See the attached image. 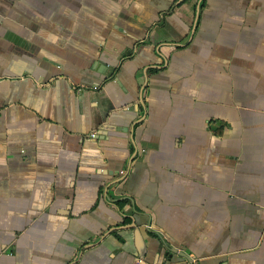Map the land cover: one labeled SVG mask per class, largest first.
I'll return each mask as SVG.
<instances>
[{
    "label": "crops",
    "instance_id": "0c3cea01",
    "mask_svg": "<svg viewBox=\"0 0 264 264\" xmlns=\"http://www.w3.org/2000/svg\"><path fill=\"white\" fill-rule=\"evenodd\" d=\"M170 247L264 264V0H0V264Z\"/></svg>",
    "mask_w": 264,
    "mask_h": 264
},
{
    "label": "water",
    "instance_id": "95a60500",
    "mask_svg": "<svg viewBox=\"0 0 264 264\" xmlns=\"http://www.w3.org/2000/svg\"><path fill=\"white\" fill-rule=\"evenodd\" d=\"M185 260V261H184ZM193 264V259L184 251H179L177 248L170 247L165 257L163 264Z\"/></svg>",
    "mask_w": 264,
    "mask_h": 264
},
{
    "label": "built area",
    "instance_id": "2783aa9c",
    "mask_svg": "<svg viewBox=\"0 0 264 264\" xmlns=\"http://www.w3.org/2000/svg\"><path fill=\"white\" fill-rule=\"evenodd\" d=\"M96 133H92V136H95Z\"/></svg>",
    "mask_w": 264,
    "mask_h": 264
}]
</instances>
